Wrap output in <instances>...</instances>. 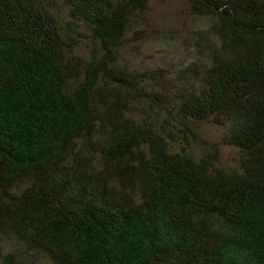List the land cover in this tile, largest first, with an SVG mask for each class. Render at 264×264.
Returning a JSON list of instances; mask_svg holds the SVG:
<instances>
[{"label":"trees","instance_id":"trees-1","mask_svg":"<svg viewBox=\"0 0 264 264\" xmlns=\"http://www.w3.org/2000/svg\"><path fill=\"white\" fill-rule=\"evenodd\" d=\"M0 264H264V0H0Z\"/></svg>","mask_w":264,"mask_h":264},{"label":"rangeland","instance_id":"rangeland-1","mask_svg":"<svg viewBox=\"0 0 264 264\" xmlns=\"http://www.w3.org/2000/svg\"><path fill=\"white\" fill-rule=\"evenodd\" d=\"M177 9V8H176ZM175 53L176 51H172ZM204 136L210 140V141H216L218 139V132L215 128L205 126L202 128ZM236 158V151L235 149L229 147V146H221L219 149V155H218V162L219 164L228 167L230 165H233Z\"/></svg>","mask_w":264,"mask_h":264}]
</instances>
